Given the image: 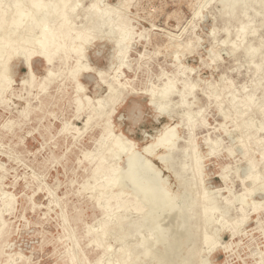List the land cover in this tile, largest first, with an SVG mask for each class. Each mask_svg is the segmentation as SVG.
<instances>
[{
	"label": "rangeland",
	"instance_id": "rangeland-1",
	"mask_svg": "<svg viewBox=\"0 0 264 264\" xmlns=\"http://www.w3.org/2000/svg\"><path fill=\"white\" fill-rule=\"evenodd\" d=\"M15 2L22 13L4 27L13 35L23 34L31 54L27 60L18 52L10 56L0 92L4 250L29 257L19 264H68V256L75 264H91L108 248L101 256L100 264H105L107 258L115 260L122 245L140 246L144 239L145 253L134 264H264V1L72 0L69 23L58 27L56 20L52 25L69 48L62 66L39 53L46 42L39 38L45 7ZM106 16L110 24L97 26ZM28 24L34 25L33 33L25 30ZM79 27L86 29L88 40L76 36ZM116 39L128 44L119 71ZM5 53L0 42L1 59ZM77 63L87 68L67 77V68ZM51 68L55 76L42 90ZM115 76L123 83L124 97L110 106L108 135L96 119L87 127L85 120L96 100L106 95L105 81ZM167 79L175 92L165 99V107L155 109L150 92L159 95ZM188 84H194L192 93ZM250 95V105L242 106ZM231 98L240 104H230ZM165 128L173 130L170 152L157 145ZM113 138L124 149L113 153L115 183L110 189L136 205L124 210L111 200V208L102 213L103 203L92 197L101 176L91 175V163ZM84 153L90 156L84 158ZM134 153L140 156L134 174L144 168L162 200L143 188L144 176L135 187L126 178ZM193 154L197 172L192 171ZM250 162L263 184L248 192ZM203 192L218 207L207 229L203 225L210 215L202 211ZM9 197L12 210L5 206ZM252 201L260 202L256 211ZM108 217L143 227L135 238L108 234L97 247L95 232ZM205 230L212 232L211 247L202 243ZM0 264H6L2 255Z\"/></svg>",
	"mask_w": 264,
	"mask_h": 264
},
{
	"label": "bare ground",
	"instance_id": "bare-ground-1",
	"mask_svg": "<svg viewBox=\"0 0 264 264\" xmlns=\"http://www.w3.org/2000/svg\"><path fill=\"white\" fill-rule=\"evenodd\" d=\"M29 2L32 5H35V7L36 6L38 7L39 4H42L45 7L44 8L42 6L44 8V10H41L43 12V13L41 12L43 16L40 19H42L43 22L41 21V23H40L41 27L39 29L40 30L39 38L40 39L44 38L46 42L43 43V45H42V48L39 52L40 55L43 56L45 58V60L52 65L55 63L56 60L61 63V66L65 65V61H66L67 53L69 52V48H68L67 43H65V40L62 37V35L60 34L59 30H57V28L64 26L65 24L69 23L68 18L71 16L73 11L75 10L74 3L72 2V0H47L44 2H42L41 0H29ZM21 13H22V10L19 7V5L15 2V0H0V19H1L0 20V22H1V25H0V42L3 45H5V48H6V53H5L4 58L3 59L0 58V92L3 88H5L4 68H5L6 62L10 58V56L14 52H18L24 56L25 60H27L28 56L31 54V49L28 48L26 46V44L23 42L25 36L23 34L13 35L8 30H5V27H4L11 18H13L14 16H16V17L20 16ZM40 17H41V15H40ZM87 17H86V19H87ZM56 20L60 21V22H57V24L59 26L53 27L52 25ZM38 21H39V18H38ZM101 21H103V22H101ZM98 22H101V23H98V25H97L99 27H101V25H103V24H110V17L106 16L105 18L99 20ZM25 30L28 31L29 33H33L34 25L32 24V26H31V24H28V26L26 27ZM85 30H86L85 28H81V27L77 28L76 36L78 38L82 37L85 40H88L90 38V36ZM115 33L117 36L121 33V31L119 30V31H116ZM116 40H117V50L121 56V58L119 59V65L117 66V71H119L120 68L122 67V65L124 64L125 56L127 55V52H128V44L123 42L122 40H119V39H116ZM187 44H188V42H187ZM79 68H81L80 70H84L87 68V66L84 64H81V63H77L76 66H74L72 68H67L68 70H67L66 76L69 78L73 77L75 72L77 70H79ZM58 71H60V70H58ZM55 72H56V70L54 71L53 68H51L47 77L45 78V81L40 86V88H42V90H45L47 88V85L49 83H51L53 76H55ZM63 72H64V70H63ZM116 77L117 76L112 77L111 80L105 81V86L107 87V93H106V95H104L101 98L96 100L95 105L93 106V108L91 109L90 113L88 114V116L85 120V127L89 126L93 119H96V123H97L98 127L100 128V130H105V131H107V134L109 133L110 106L113 103L120 100L122 97H124L123 87H122L123 83H120L116 79ZM185 85H186V83L183 86H185ZM163 86H164V88H162V90H160L159 95L155 94V92H153V91L150 92V97H149L150 103L155 107V109H160L162 107H165V105H164V104H166L165 99L169 98V96L174 94V92H175L173 83L170 81V79H167V82ZM187 86L189 87V89L192 93V90L194 88V84H188ZM76 87L79 88L78 85H76ZM85 100L88 103L90 102L88 97L85 98ZM234 101H235L234 98H231L230 104H233V105L235 104L236 106H238L240 104L239 101H237V102H234ZM251 102H252V95L248 96L244 100L243 104H241V105L242 106H249ZM182 103L183 102L181 101V104ZM106 104H109V106L106 107ZM28 112H29V110L25 109L24 115H27ZM224 114H225V112H224ZM189 115L190 114L187 115V118H186L187 121H190ZM101 120H102V122H101ZM168 127H170V126H168ZM66 129H67V125L65 124L63 127V130H66ZM188 140H192V137H189ZM208 141H209L208 145L210 146L212 144V141L211 140H208ZM169 142H171V143L168 144ZM158 144H162L165 148L168 147L167 152H170L172 150L173 146L175 145L173 142V130H169L168 128H165L163 130V135L157 141V145ZM123 149H124V147L118 142L117 138L110 139L103 146V153H101L99 155V157L97 159L93 160L91 163V165H92L91 175H93V177L98 176V175L101 176L100 182H98L99 184H97V186L100 188L97 192L94 193V195L92 197H95V199L97 201L100 199V202L103 203V205H101V207L104 209V211H102V213H104L105 211H108L107 209L111 208V206H110L111 200L114 201L113 205L116 208L121 207L124 210H128L132 205H134V206L136 205V202L132 201L130 199H126V200L120 199L119 193L117 191L114 192L110 189L113 186V184L115 183V181L111 177V173L115 170V163H114L112 156H113L114 152H116V151L119 152V151H122ZM192 150H193V147H192ZM191 152L193 153V151H191ZM89 156H90L89 153L83 154L84 158H87ZM109 158L111 160H110V162L107 163V159H109ZM139 158H140V156L137 153H134L129 157L128 164H127L128 165L127 171L125 172V176L127 179L130 180L132 187L136 186L138 179H139V176H144L145 181L143 183V188L149 189V191H152L153 193L155 192L154 193L155 196L154 195H153V197L151 195L150 196L154 199L156 198L155 200L158 202V201L162 200L159 198L160 197L158 194L160 192L158 190L159 188L157 187L156 182L154 180L147 177L148 175L145 174L146 170L144 168H142V169L140 168L142 170V172L138 175L134 174L135 170H137L139 167ZM196 159H197V157L193 154L192 155V160H193L192 171L193 172L195 169L197 172V161H196ZM183 166L186 167V164H183ZM248 167H249V170L246 174L245 179L249 180L252 184L251 188H249V190H247V188H246V191L250 192L253 189V187H255L257 184H261V183L263 184V182H261V180H260L261 176H260L258 171H256V170L251 171L252 169L255 168L254 163L250 162ZM96 179L99 180V178H96ZM243 181H244V179H243ZM83 188H84V186H83ZM3 193L4 192H0V196L3 195ZM201 199H202V201H201L202 202V211H204V213L209 212V215H210L209 221L204 222L205 224L203 225V227L205 226V229H207L208 226H210L212 223H214V215L216 212H218V207L213 203V201L208 196L205 195L204 192L201 195ZM100 202H99V204H100ZM251 204H252L251 207H252L253 211H256V209L260 205V202L252 201ZM12 205H13V199H12V197H9L5 206L8 208V210H12ZM168 206L169 205L167 204V208H168ZM31 208L34 209V207H31ZM134 208H136V207H134ZM155 208H156V206H155ZM150 209L152 210V208H150ZM151 210H149V211H151ZM243 219L244 218H241L239 224H236V228L238 227V225H240L241 222H243ZM222 225L224 226V223H222ZM5 226H6V222L4 221L2 216L0 215V239H1L0 256L1 255L4 256V263H6V264H19L21 262L29 261V257L26 256L25 254L19 252V251H13L12 249H9V248H7L9 252L4 250V248H3V247H5L4 243L7 240V239L3 238V235H5L7 233L5 231ZM141 226H142V224H140L139 222L134 223L132 221H128V223H122L121 218H119V219L118 218L112 219L111 217L103 218V219H101V222L98 225V228L95 232V238L93 241L96 243L97 247H102V244H101L102 238L107 236L108 234L115 235L121 239L127 235H132L134 237L137 234H139L138 232L141 229ZM90 231H91V228L88 227L87 232H90ZM159 233H161V232L159 231ZM210 233H212V232H210ZM210 233L207 230H205L203 232L202 243H206V245L211 247L214 245V241H213L214 238L213 239L211 238V237H213V235H211ZM216 235H218V234H216ZM138 237H139V235H138ZM143 240L141 241L139 239V241H141L140 246L135 243L133 246L129 247L128 249H126V246L122 245L121 247H119L114 252V255H116L115 260H113L111 258H107V262L105 264H117L119 262H122V264H134L136 261H138V258H139L138 255L145 253V250L147 247L146 242H148V241H146V240L143 241ZM222 244L223 243H221L220 245H222ZM224 245H223V248H224ZM107 249L108 248H104L103 251L100 252L101 255H98L91 264H100L101 263V256L107 252ZM68 259H69L68 264H75L74 263L75 258L73 256H68ZM191 262H192V260H191ZM188 263H189V261H188Z\"/></svg>",
	"mask_w": 264,
	"mask_h": 264
}]
</instances>
